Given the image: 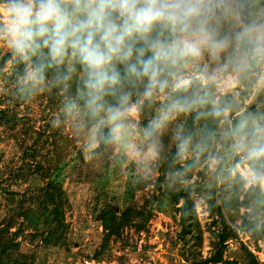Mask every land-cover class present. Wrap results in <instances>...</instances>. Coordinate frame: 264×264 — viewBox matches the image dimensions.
Here are the masks:
<instances>
[{
  "label": "rangeland",
  "instance_id": "1",
  "mask_svg": "<svg viewBox=\"0 0 264 264\" xmlns=\"http://www.w3.org/2000/svg\"><path fill=\"white\" fill-rule=\"evenodd\" d=\"M244 1L249 4L246 19L240 13V0H231L215 23L219 34L228 35L235 49L251 56L257 36L264 39V0ZM7 55L0 47V59L7 58L0 69V229H3L0 243L12 247L6 264H192L194 260L211 256L215 249L217 228L208 208L207 192L202 189L215 186L219 203L236 195L242 200L252 186L264 190V171L257 174L240 155L242 162L236 161L235 155L229 154L226 138L212 139L211 148L198 158L183 163L174 161V172L179 169L183 173L178 178H170L162 157L152 175L145 178L135 160L116 146L103 152L84 153L82 137L70 122L65 121L58 128L52 125L53 118L62 113L68 96L66 90L52 87L28 97L18 95L16 71L22 65L14 64ZM205 63L209 62L205 60ZM80 75L77 66L68 83L80 79ZM242 77L243 73L226 69L213 82L212 90L219 99L222 95L232 96L239 111L251 105L264 111V87L257 88L254 75L249 74L247 81L251 89L248 90ZM186 118L177 117L162 134L161 155L175 147L172 128L184 125ZM149 119L151 116L145 122ZM144 124L141 114L139 126ZM226 127L228 124L220 121L218 133ZM224 157L228 161L224 167L231 171L230 175L219 171L218 164ZM237 176L243 179L242 183ZM183 185H191L194 190L200 225L186 239L181 235L180 212L176 210L180 203H172L163 194L170 186ZM41 199L43 209L61 214L47 228L38 209ZM108 205H114L117 214L146 206L151 216L138 229L121 215L118 230L105 245L106 230L100 213ZM250 211L251 207L243 205L226 213L227 221L239 227L242 216ZM257 218L264 219V213L257 214ZM144 219L135 221L139 224ZM226 244V261L250 264L248 248L264 263V235L255 239L247 230L238 228V237Z\"/></svg>",
  "mask_w": 264,
  "mask_h": 264
},
{
  "label": "clouds",
  "instance_id": "2",
  "mask_svg": "<svg viewBox=\"0 0 264 264\" xmlns=\"http://www.w3.org/2000/svg\"><path fill=\"white\" fill-rule=\"evenodd\" d=\"M230 2L0 0V47L22 65L16 71L22 97L67 89L79 67V87L52 125L70 122L84 153L116 146L149 178L171 122L210 116L228 124L219 136L198 137L183 124L172 128L175 162L198 158L210 140L226 138L230 155L264 163V111H239L230 120L234 106L211 88L229 68L252 73L257 88L264 87V39L257 36L252 55L245 56L218 32L215 22ZM153 106L151 119L140 127L141 113ZM182 175L177 169L170 178Z\"/></svg>",
  "mask_w": 264,
  "mask_h": 264
},
{
  "label": "trees",
  "instance_id": "3",
  "mask_svg": "<svg viewBox=\"0 0 264 264\" xmlns=\"http://www.w3.org/2000/svg\"><path fill=\"white\" fill-rule=\"evenodd\" d=\"M240 13L242 17L245 19L249 16V4L246 3L244 0H240ZM255 46V45H254ZM8 58L11 57L10 55H7ZM5 59H0V69L4 66ZM22 68V66L20 67ZM51 74V70L49 72V75ZM249 74L252 73H243L242 81L244 84H246V88L248 90L251 89V83L247 81V77ZM68 88L65 89L66 93L68 95L75 94L77 91V88L80 84V79L75 78L72 79V82L68 83ZM214 83L211 85V88H214ZM59 90V87H57ZM232 96L229 97L227 95H222L221 100L224 103L233 105L234 107L231 109V114L229 115V118L233 117V114L236 112H239V108L236 106V104L231 100ZM152 108H145L144 111L141 113L142 117L145 120L147 119V116H152L153 110ZM247 111H258L253 105L250 107H246ZM230 120H235V118H231ZM220 120L213 117H206L201 119L200 121H194L191 117V115L187 116L184 126L189 129L193 130L198 134L199 136H205L208 132H213L216 134V136H219L217 129L219 126ZM212 140L208 142V147L204 152H207L209 148H211ZM228 142V140H227ZM229 143V142H228ZM222 146L221 150H223ZM111 146H101L99 149H97L95 152H103L107 149H109ZM174 152L175 147L171 148L167 153L164 152L161 157L164 161V165H166V170H169L170 173H174ZM234 159L236 161H241L240 156L235 155ZM252 168L255 170L257 174H261L262 171H264V163H254L249 162ZM228 164L227 159L224 157L222 158L221 162L218 164V168L220 172H223L222 174L230 175L231 171L227 170L224 165ZM162 164V166H164ZM178 166V165H177ZM177 166L175 167L177 169ZM236 178H240L237 176ZM238 184H240V181H236ZM243 182V179H241V183ZM202 188H197V190H200ZM46 190V189H45ZM207 192V202H208V208L210 210V214L214 218V224L216 225L217 231L215 233L216 240L214 241V251L213 254L207 258L200 259V260H194L192 264H217L219 262H226L227 264H232V261L225 260L224 259V253L227 248L226 242L231 238H237L238 237V228H241L243 230H247L251 233V235L258 239L259 237L264 235V219L257 218V214L260 212L264 213V190L261 191L260 188L252 186L249 190L245 192V196L242 200H240L239 196H233L230 198L223 199L221 203L218 201V190L215 186L208 185L204 189ZM193 193L194 190L192 189L191 185H183L179 187L170 186L167 190L163 191V194H166L172 203H180V206L176 207V210L180 212V224H181V235L184 239H186V236L188 233H191L193 230H199V223L197 220L196 215V209L193 201ZM42 199L39 201V212L40 216L43 215L41 219H44V223L46 228L49 227L51 224L57 222L59 220V216L61 215L59 212H53L49 209H43L42 206ZM251 207L250 212H245V214L242 216L241 224L238 226H233L231 223L227 221L226 213H230L232 210H238L241 206ZM42 207V209H41ZM144 209H133L130 213H120L117 214L116 207L114 205H108L103 211L100 213V219L102 220V223L104 225V229L106 230V238H105V245H107L108 241L110 240L111 236L118 230V225L120 223L121 215H124L127 218V223L132 224L134 226H137L138 229L142 228L144 226V223L148 220V218L151 216V213H148L146 211V206L143 207ZM134 210V211H133ZM133 213V214H132ZM132 215V217H130ZM145 218L142 220L141 223L138 224L135 220L137 218ZM1 228V227H0ZM3 229H0L2 231ZM1 252H0V264H6L8 262V259L11 258V252L9 248H12L9 245H1ZM9 249V250H8ZM246 253L249 258L250 264H264L262 261L258 259V257L248 248H246ZM16 262V261H15ZM20 264V263H18Z\"/></svg>",
  "mask_w": 264,
  "mask_h": 264
}]
</instances>
